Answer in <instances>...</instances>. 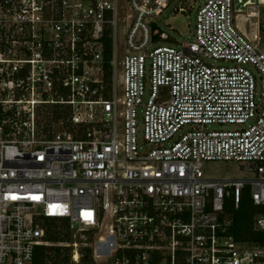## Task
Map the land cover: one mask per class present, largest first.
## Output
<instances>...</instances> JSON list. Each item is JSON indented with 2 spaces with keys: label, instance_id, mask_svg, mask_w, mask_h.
<instances>
[{
  "label": "built area",
  "instance_id": "2783aa9c",
  "mask_svg": "<svg viewBox=\"0 0 264 264\" xmlns=\"http://www.w3.org/2000/svg\"><path fill=\"white\" fill-rule=\"evenodd\" d=\"M260 7L0 0V264H38L42 247L70 264L85 249L93 264H264L226 211L264 208V45L239 25ZM167 12L195 15L186 41ZM207 163L250 177L210 179Z\"/></svg>",
  "mask_w": 264,
  "mask_h": 264
},
{
  "label": "trees",
  "instance_id": "16d2710c",
  "mask_svg": "<svg viewBox=\"0 0 264 264\" xmlns=\"http://www.w3.org/2000/svg\"><path fill=\"white\" fill-rule=\"evenodd\" d=\"M110 44L107 43L106 53L109 55L111 52ZM58 118L62 115L60 112L55 114ZM226 211L230 214L233 220L232 232L234 237L238 241L242 242H252L255 244H264V233L254 231V217L261 212H264V208L254 206L252 202L245 198L238 210H235L233 205L229 202L226 205ZM55 224V223H51ZM51 241L60 242L65 241L61 237V232L56 231L55 236L50 238ZM59 248H47L42 247L38 252V264H70L68 251H64ZM67 254V255H66ZM85 257L82 264H93L90 249L84 250Z\"/></svg>",
  "mask_w": 264,
  "mask_h": 264
},
{
  "label": "rangeland",
  "instance_id": "374dc122",
  "mask_svg": "<svg viewBox=\"0 0 264 264\" xmlns=\"http://www.w3.org/2000/svg\"><path fill=\"white\" fill-rule=\"evenodd\" d=\"M261 18H253L249 21H245V16L239 20V25L246 32L253 34L252 38L258 37L261 43L264 45V7H260ZM245 13V12H244ZM175 14L172 15L169 12L163 17L164 22L170 24L171 27L179 31L177 36L181 42L187 40L189 36V24L194 27L195 15ZM167 29V28H166ZM52 107H46L43 109L41 128L45 131L53 132V124L51 123ZM58 131V129H56ZM204 175L210 179H244L249 178V173H244L241 167L235 163H207L204 167Z\"/></svg>",
  "mask_w": 264,
  "mask_h": 264
},
{
  "label": "crops",
  "instance_id": "0c3cea01",
  "mask_svg": "<svg viewBox=\"0 0 264 264\" xmlns=\"http://www.w3.org/2000/svg\"><path fill=\"white\" fill-rule=\"evenodd\" d=\"M242 30H243V32L247 33L252 38L253 34L246 32V30H244V29H242Z\"/></svg>",
  "mask_w": 264,
  "mask_h": 264
},
{
  "label": "bare ground",
  "instance_id": "6f19581e",
  "mask_svg": "<svg viewBox=\"0 0 264 264\" xmlns=\"http://www.w3.org/2000/svg\"><path fill=\"white\" fill-rule=\"evenodd\" d=\"M251 11H253V10H251Z\"/></svg>",
  "mask_w": 264,
  "mask_h": 264
}]
</instances>
